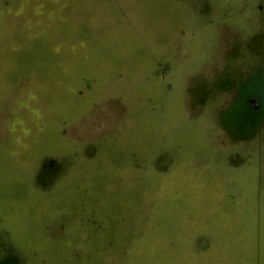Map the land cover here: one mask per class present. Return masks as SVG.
<instances>
[{
	"label": "rangeland",
	"instance_id": "1",
	"mask_svg": "<svg viewBox=\"0 0 264 264\" xmlns=\"http://www.w3.org/2000/svg\"><path fill=\"white\" fill-rule=\"evenodd\" d=\"M40 1L0 0V264H264V0Z\"/></svg>",
	"mask_w": 264,
	"mask_h": 264
},
{
	"label": "crops",
	"instance_id": "2",
	"mask_svg": "<svg viewBox=\"0 0 264 264\" xmlns=\"http://www.w3.org/2000/svg\"><path fill=\"white\" fill-rule=\"evenodd\" d=\"M102 1V0H101ZM36 2V3H35ZM56 2V4L57 3H59L57 0L55 1ZM41 3V1L40 0H25V3H24V5L25 4H28V6H31V7H34L35 9H37L38 10V8H39V4ZM59 5H61V4H59ZM56 6H58V5H56ZM41 7V6H40ZM62 7H67V4H66V6H64V5H62ZM36 13V12H35ZM37 13H40V11L38 10L37 11ZM18 215H20V213L18 214ZM3 220H4V218H3ZM20 220H24V222H26L27 223V221L28 222H30V221H34V222H36V216L34 215V218H33V216L30 214V213H28V214H26V215H24L23 216V219H20Z\"/></svg>",
	"mask_w": 264,
	"mask_h": 264
}]
</instances>
